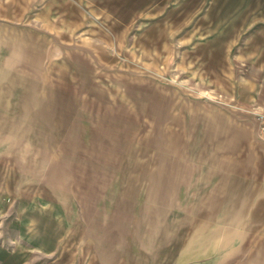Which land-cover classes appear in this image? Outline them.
<instances>
[{
	"label": "rangeland",
	"instance_id": "1",
	"mask_svg": "<svg viewBox=\"0 0 264 264\" xmlns=\"http://www.w3.org/2000/svg\"><path fill=\"white\" fill-rule=\"evenodd\" d=\"M261 112L264 0H0V264H264L193 214Z\"/></svg>",
	"mask_w": 264,
	"mask_h": 264
},
{
	"label": "crops",
	"instance_id": "2",
	"mask_svg": "<svg viewBox=\"0 0 264 264\" xmlns=\"http://www.w3.org/2000/svg\"><path fill=\"white\" fill-rule=\"evenodd\" d=\"M259 147L255 150L253 145L249 146L245 158L228 165L232 175H221L215 180L221 185L198 195L199 203L193 214L200 219V247L209 249L208 252L223 254L226 249L233 255L243 248L262 249L249 253V257H263L252 262L264 263V144ZM176 168L178 162L168 164L172 182Z\"/></svg>",
	"mask_w": 264,
	"mask_h": 264
},
{
	"label": "built area",
	"instance_id": "3",
	"mask_svg": "<svg viewBox=\"0 0 264 264\" xmlns=\"http://www.w3.org/2000/svg\"><path fill=\"white\" fill-rule=\"evenodd\" d=\"M258 132L261 138L264 139V113L261 112L258 117Z\"/></svg>",
	"mask_w": 264,
	"mask_h": 264
}]
</instances>
